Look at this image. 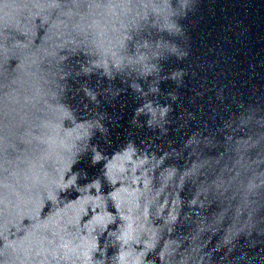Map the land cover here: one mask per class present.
Returning a JSON list of instances; mask_svg holds the SVG:
<instances>
[{"label": "water", "instance_id": "95a60500", "mask_svg": "<svg viewBox=\"0 0 264 264\" xmlns=\"http://www.w3.org/2000/svg\"><path fill=\"white\" fill-rule=\"evenodd\" d=\"M0 264H264V0H0Z\"/></svg>", "mask_w": 264, "mask_h": 264}]
</instances>
